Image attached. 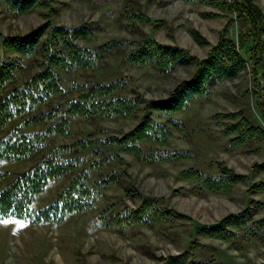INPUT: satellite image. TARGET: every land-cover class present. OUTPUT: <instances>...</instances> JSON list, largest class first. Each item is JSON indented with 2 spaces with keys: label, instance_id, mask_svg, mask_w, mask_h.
<instances>
[{
  "label": "rangeland",
  "instance_id": "rangeland-1",
  "mask_svg": "<svg viewBox=\"0 0 264 264\" xmlns=\"http://www.w3.org/2000/svg\"><path fill=\"white\" fill-rule=\"evenodd\" d=\"M232 1L227 0L229 4ZM252 2L263 15L262 31L256 36L236 10L209 0H50L51 6L37 5L20 14L9 12L0 3V36L24 33L48 19L67 27L94 21L98 27L88 40L79 39V44L94 47L111 39L131 42L148 35L204 58L224 35L233 40L236 52L245 60V67L235 77L211 79L206 92L197 95L187 107L168 113L153 110V119L166 125L168 133L165 142L141 140L142 154L119 150L116 145L102 147L97 154L92 152L93 145L71 151L59 149L63 158L81 157V167L87 169L86 183L92 188L93 206L87 211L68 213L63 221L34 223L0 217V264H163L167 256L184 251L201 264H264V241L251 237L240 239L241 244L235 246L236 242L197 230L201 224L214 223L246 207L253 212V218L264 216V190L252 188L264 182V0ZM138 11L149 20L132 18L130 13ZM17 54L0 46V59ZM23 62L26 68L16 72V81L7 88L19 86L39 68L32 58H24ZM194 69L195 64H182L163 75L150 65L131 64L113 52L99 67L70 72L65 80L107 82L124 77L127 84L123 92L161 98L180 79L191 76ZM74 95L68 91L52 96L49 103L40 104L36 110H47ZM241 117L259 127L263 135L245 142L232 141L239 132L228 128ZM22 118L15 117L1 129L0 139L44 131L56 120L22 126ZM170 119L179 121L180 126L173 125ZM138 121L137 115L87 120L70 116L69 134L46 130L43 147L33 155L12 161L0 159V170L6 171L0 178V188L36 164L50 149L78 139L104 138L127 131ZM176 151L184 155L178 153L173 159L152 155ZM102 158L105 160L100 165L87 166ZM194 168L201 175L190 177L189 172L183 173ZM231 172L242 174L243 179L225 191L200 187L204 176ZM110 173H116V180H109ZM68 179L65 176L51 180L35 195L32 209L54 200ZM143 196L153 197L158 206L169 208L167 218L131 223L121 230L107 227L98 218L106 206L114 211L135 208Z\"/></svg>",
  "mask_w": 264,
  "mask_h": 264
},
{
  "label": "trees",
  "instance_id": "trees-1",
  "mask_svg": "<svg viewBox=\"0 0 264 264\" xmlns=\"http://www.w3.org/2000/svg\"><path fill=\"white\" fill-rule=\"evenodd\" d=\"M209 2L236 10L238 17L247 20L248 25H251L252 34L255 36L257 32L262 31L263 15L252 0H233L231 4L227 0ZM0 3L14 14L28 12L37 5L51 6L50 0H0ZM130 14L132 18L138 17L140 21L149 20V17L139 11ZM97 27L98 23L94 21L67 27L54 24L48 19L24 33L0 36L2 48L18 53L0 59V130L19 116L23 117L22 126L45 123L56 118L46 130L62 134L70 133L68 128L70 116H78L85 120L96 116L106 118L139 116L136 125L127 131L109 134L104 138L78 139L48 150L36 164L20 172L0 188V217L23 218L41 223L63 221L68 213L89 210L94 199L90 197L92 188L86 183L87 169L81 167V157L75 155L63 158L59 154V149L66 148L71 151L93 145L92 152L97 154L101 152L102 147L116 145L119 150L142 154L139 144L141 140L166 141L165 136L168 133L166 125L153 119L151 113L153 110H159L161 113L181 110L197 95L206 92L211 79L233 78L245 67L244 58L236 52L235 43L228 36L222 35L204 58H198L183 47L162 43L148 35L131 42L111 39L94 47L79 44V39L88 40ZM113 52L121 54L123 59L131 64L150 65L163 75L169 74L176 66L182 64H195V69L191 76L180 79L168 94L161 98H146L140 93L130 95L126 91L123 92L127 84L124 77L107 82L93 79H86L83 82L68 78L65 80L70 72L99 67ZM24 58H32L33 62L38 63L39 68L19 86L7 88L16 81V72L26 68ZM68 91L75 95L66 97L47 110H36L40 104L49 103L50 97L65 95ZM241 118V121L228 128L229 131L239 132L232 137V141L245 142L252 136L263 135L259 127ZM170 121L173 125L180 126L179 121L174 119ZM46 130L21 132L0 139V159L12 161L33 155L43 147ZM178 153L184 155L183 151L152 155L173 159ZM104 160L105 158L92 160L87 166H98ZM186 172H189L187 176L190 177L201 175L195 168L183 170V173ZM5 174L6 171L0 170V178ZM65 176H69L68 183L56 194L54 200L33 210L32 202L35 195L51 180ZM109 176V180H116V173H110ZM241 179L243 175L234 172L225 176L207 175L202 178L200 187L225 191L233 182ZM252 188L264 190V182L253 184ZM170 212L169 208L158 206L153 197L143 196L141 203L135 208L114 211L112 207L106 206L100 211L98 218L107 227L121 230L131 223H148L167 218L166 214ZM252 214L251 209L246 207L239 212L229 213L214 223L201 224L197 230L204 235L236 242L235 246L241 244L240 239L249 240L251 237L264 241V216L253 218ZM189 257L188 251L169 255L163 264H201L200 261Z\"/></svg>",
  "mask_w": 264,
  "mask_h": 264
}]
</instances>
